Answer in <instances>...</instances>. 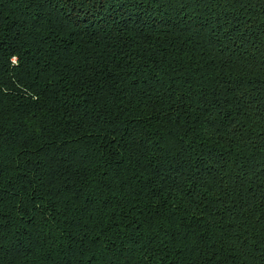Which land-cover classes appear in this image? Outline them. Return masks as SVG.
<instances>
[{
    "label": "trees",
    "instance_id": "16d2710c",
    "mask_svg": "<svg viewBox=\"0 0 264 264\" xmlns=\"http://www.w3.org/2000/svg\"><path fill=\"white\" fill-rule=\"evenodd\" d=\"M0 264H264V0H0Z\"/></svg>",
    "mask_w": 264,
    "mask_h": 264
}]
</instances>
